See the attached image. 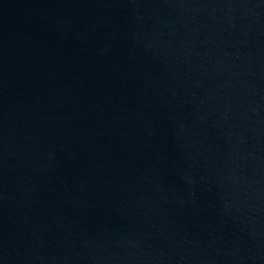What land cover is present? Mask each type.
Masks as SVG:
<instances>
[{"label": "water", "instance_id": "obj_1", "mask_svg": "<svg viewBox=\"0 0 264 264\" xmlns=\"http://www.w3.org/2000/svg\"><path fill=\"white\" fill-rule=\"evenodd\" d=\"M0 264H264V0H0Z\"/></svg>", "mask_w": 264, "mask_h": 264}]
</instances>
